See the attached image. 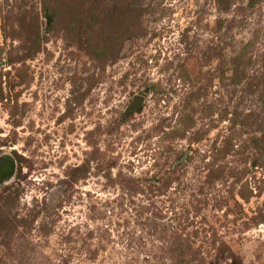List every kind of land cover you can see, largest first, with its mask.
I'll return each mask as SVG.
<instances>
[{"label":"rangeland","instance_id":"1","mask_svg":"<svg viewBox=\"0 0 264 264\" xmlns=\"http://www.w3.org/2000/svg\"><path fill=\"white\" fill-rule=\"evenodd\" d=\"M0 264H264V0H0Z\"/></svg>","mask_w":264,"mask_h":264},{"label":"water","instance_id":"2","mask_svg":"<svg viewBox=\"0 0 264 264\" xmlns=\"http://www.w3.org/2000/svg\"><path fill=\"white\" fill-rule=\"evenodd\" d=\"M139 101V98H135L133 102L130 104V107H133L135 104H137Z\"/></svg>","mask_w":264,"mask_h":264}]
</instances>
